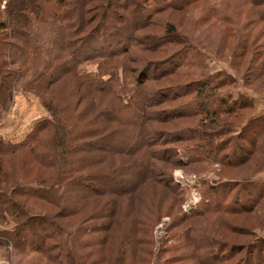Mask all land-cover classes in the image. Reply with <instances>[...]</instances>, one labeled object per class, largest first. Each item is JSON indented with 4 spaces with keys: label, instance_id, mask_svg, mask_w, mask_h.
Returning <instances> with one entry per match:
<instances>
[{
    "label": "rangeland",
    "instance_id": "rangeland-1",
    "mask_svg": "<svg viewBox=\"0 0 264 264\" xmlns=\"http://www.w3.org/2000/svg\"><path fill=\"white\" fill-rule=\"evenodd\" d=\"M11 1L0 0V16L4 20L6 16L2 10H7ZM127 1L121 0L120 2L125 5ZM45 2L48 3L47 0H42L43 4ZM249 2V0H198L186 7L166 9L159 15H155L153 21L148 23L146 27L136 31L132 35L133 39L130 32L139 25L138 18L140 17L129 16L130 19H137L136 23L130 21L125 23L123 15L121 16V13L117 14L118 12L115 11L118 3L111 4L110 10L106 12L108 21L94 29L93 37L81 39L83 42L78 47L79 56L85 57L86 54L90 56L100 53H106L108 57L115 56L113 50L120 49L124 43L132 39L133 45L131 44L125 50V55L130 57L132 68L128 72L127 79L130 78L134 83H138L140 80V83L144 84L145 87L154 88L158 93L163 90V87H173L177 90L184 86L189 87L196 80H209L214 82L213 85L215 86L217 82L222 81L220 88L216 89L217 92H222V96H225L226 92L236 98L239 95L248 98L252 96L255 98L256 111L264 110V106H261L264 105V23L257 26L256 30L251 31L253 24L256 25V21L252 22L254 18L252 7L255 6H251ZM145 5L148 12L154 11L153 9L156 7L154 3ZM86 18L90 19V22L98 20L94 12H88ZM42 19H33L26 29L18 25L15 28L4 29L0 33V60L3 61L5 58L2 51L7 48V44L6 48L4 46L5 43L7 40H12L14 45L11 46L10 52L11 58L12 60L15 59L16 64L12 65L11 69L17 72V80L11 81L13 85L11 106L2 111L0 109V139L5 141L18 142L24 139L37 122L51 119L54 110L57 111L55 115H59L61 108L68 105L77 108L78 113H84L82 124L92 123V120L89 123L87 120L96 116L93 109H90L91 113L86 116L87 107H91L89 103L91 97H88L90 93L86 94L87 88L78 77L71 73L63 74L62 68L56 65L54 69L58 73L49 74L46 78V84H42L43 79L40 74H45L43 69L46 65L43 64L39 67L40 71L37 69L39 75L35 77L36 72L33 67L36 68V66L33 65L32 62L35 61L32 60L36 55L32 52L29 55H21L22 50L29 47L20 36H16V34L20 35L22 31L28 32L29 39L36 40L37 43L39 40L48 44L57 38L50 22L46 23ZM169 25L176 29V32L171 34L169 38L171 40L172 38L173 40L176 39L177 42H166L164 46V43L159 45L162 43L161 36L167 34ZM117 30L119 32L122 30V36L116 34L115 31ZM9 33L12 35L11 37H9ZM7 36L9 38L6 40ZM167 40L168 38H166ZM153 42L155 46L150 47L149 45H152ZM185 45L190 46L189 57L187 56V59L190 60L189 65L181 67L171 76L163 75L161 70L170 67L164 63L172 56L170 53L185 47ZM154 47L159 50L157 52L152 51L151 49ZM50 53L49 50L43 52L42 56L39 57L40 60L48 61L51 59ZM157 56H162V58H155ZM104 57L94 59V61H86L83 63L82 69L87 70L89 74L98 73L99 61ZM121 57L120 55L110 58L114 61L111 64L115 65L110 71H114L119 79V84L128 85L124 81L122 68L117 67V60ZM21 66L20 70L19 67ZM142 70H147L151 76L156 74L158 77L154 79H150L149 76L144 77L141 73ZM3 71L4 68H2V73ZM53 74L60 75V77L56 78ZM133 82L129 83V87L135 88L136 85ZM3 85L5 84L2 83L0 87ZM120 91L124 92V88L121 87ZM156 97L158 98V96ZM106 98L112 101L114 105L117 104L113 94H107ZM195 99L197 97L193 92L184 97L180 96L178 100L171 99V102L168 99L158 106L155 97L149 99L153 105L148 107L150 115L148 121H144V127L150 132L148 140L152 141L150 150L155 153V157L152 159L154 165L150 169L153 177L150 174V177L145 178L144 184L142 181L136 184V180L132 179L134 173L126 174L122 172L123 169L118 170L120 173L117 176L127 178L129 185L126 187L123 185L119 187L114 181L108 182L106 180L99 182L91 179V186L83 182L84 187L90 190L104 191L108 188L111 191L118 189L128 192L122 195L103 193L89 196L88 192L84 190L73 196L74 201L70 197L68 198V193L75 192V190L65 186L62 201L66 200L60 205V202L52 204L51 199L44 197L37 198L18 192L14 194L11 192L14 188L50 185L53 172L57 168L44 166L23 153L4 156L5 162L3 163V170H1L0 189L10 193L14 201L25 203V207L32 204L28 206L30 225L27 226V230L32 231L34 229V231L39 230L42 233L45 229L40 227L39 221L42 217L49 215L51 220L64 225L66 231H63V234L60 233L58 237L56 235L49 239L50 246L44 252L32 251L30 244L21 243L20 245L19 242H17L18 244L14 242L12 238L9 239L0 235V264H203L199 256L203 258L202 254L214 248L215 245L221 247L223 241L233 243L232 253L241 252L228 261L226 260L227 264H233L239 260L238 258L245 250L249 253L248 251L252 248L249 246L242 249V246L244 247V244H248L259 235L264 236V195L256 203L255 201L248 203V206L253 205L251 210L242 209L236 213L219 211L203 216L186 214H190L192 209H198L203 200L202 190L206 185L220 186L221 183L232 182L234 178H252L264 174V143H260L256 149L254 144L243 139L244 146L253 152L244 158H247V161L236 163L234 167L222 165L219 161H200L179 167L176 165V160L178 161V157L188 160L190 154L188 155L187 148L195 142L186 139L179 142H168L167 139L183 128L188 127L190 130H195L202 127L201 115L182 117L181 119L173 117V114L178 113L176 110L178 105L186 100ZM257 99L259 101H256ZM51 102L55 105H53V111L48 109V105L52 106L50 105ZM57 103L59 104L56 105ZM191 107L195 110L197 106L192 105ZM173 108L174 110L170 111ZM168 111L171 112L170 115H167ZM244 112L245 115L237 118L234 125L241 124L251 114L255 113L254 111L252 113L250 109H246ZM99 116L98 114L96 118ZM82 130H88V136L80 140V147L87 150L92 157L86 158L87 162L84 163V166H89L91 169L110 170L108 163L111 159L113 161H111L112 164H109L110 166L116 165V167L120 166L121 168L130 165L125 159V154L108 155L102 151L111 143L102 142L100 138H97L98 135L94 131H98L96 126L89 125L83 127ZM49 133L50 128L40 133V138H43L42 149L45 148L43 140H48ZM248 134L254 138L255 132H248ZM120 144L122 142L113 145L116 147ZM235 147L236 142L234 144L231 142L230 150ZM239 159L241 160V156ZM20 160L24 162L18 163L17 161ZM136 169L139 171V168ZM166 173L170 174L174 184L185 190L186 197L182 203L177 202V200L175 202L170 188L165 186L161 189L155 188L153 180L156 179L162 184ZM132 186H135L134 188L142 187L144 190L141 194L136 193L133 192ZM238 190L234 186L229 197L232 198ZM121 197L123 202H114V198L120 200ZM72 203H76V205H71ZM237 205L243 207L241 203H237ZM4 206L6 209L0 213V233L6 229H13L18 220L12 210L7 208L8 204ZM114 206H118L119 211L116 217L111 213ZM185 206H192V208L186 209ZM96 207L98 208L97 214L91 213V209ZM79 208H83V210L79 211ZM157 213H162L163 217L152 225L148 229L149 231L144 229L143 226L145 225L142 224L145 222L140 220H146L149 216H154ZM254 225H260V228L254 230L252 227ZM48 229V231L52 230L50 227ZM206 238H216L220 242L216 241L217 244L214 243L215 245H210L201 250L199 243L201 241L203 243ZM238 247L241 250H238ZM132 250H136V252L133 253ZM262 250L264 251L263 246ZM259 253L258 249H254V253H252L254 255L250 254L244 264H258L260 258H263L260 264H264V253L261 255Z\"/></svg>",
    "mask_w": 264,
    "mask_h": 264
},
{
    "label": "trees",
    "instance_id": "trees-1",
    "mask_svg": "<svg viewBox=\"0 0 264 264\" xmlns=\"http://www.w3.org/2000/svg\"><path fill=\"white\" fill-rule=\"evenodd\" d=\"M47 1L48 3L45 2L43 4L42 0H12L8 9L2 10L6 16V19L4 20L2 19V16H0V33L4 29H8L10 27L15 28L18 27V25L25 27L24 29H26L33 19L39 20L40 18H43L42 20L44 22H50L52 30L57 38L53 39V41L51 43L49 42L48 44L46 42L42 43L39 40L37 43L36 40L29 39L28 32L22 31L20 35L15 33L16 36H20V38L26 42L27 46H29L27 49L22 50L21 55H29L30 52L36 55V57H33L34 59L32 58V61H35L32 63L36 66V68L33 67L34 71L36 72L35 77H38L39 75L37 69L43 64L46 65L43 69L45 74H40L41 78L43 79L42 84H46V78L49 74L51 75L53 72L55 74L58 73L54 69L56 65L62 68L61 70L63 74L71 73L78 77L82 81V84L87 88L86 94L90 93L88 94V97H91L89 103L91 104L92 108L87 107L88 109H86V116L91 113L89 111L90 109L94 110L93 112L96 113V116L98 114L100 116L97 118L96 116H92L90 120H87L88 123L92 120V123L82 124L81 121L84 115L82 111H80L82 113H78L79 110H77V108L68 105L65 108H61L59 115H55L57 111L53 109L54 104L51 102L50 105L52 106L48 105V109L50 111L54 110V113L51 114L52 118L37 122V124L27 134V136H25L24 139L18 142L0 139V177L2 176L1 170H3V163L5 162L3 157L16 155L19 153H23L27 157H32L33 160L44 166H52L53 168H57V170L53 172L50 185L39 187L24 186L20 188H14L11 190L12 193L15 194L18 192L20 194H27L37 198L44 197L45 199H51L53 201L52 204L60 202V205H62L63 201L66 200L65 199L62 201L63 195L65 193L63 188H65V186L75 190V192L68 193V198L70 197V199L74 201L75 199H73V196H75V194L78 192H83L84 190L88 192L89 196L103 193L115 194L116 196L122 195L125 194L126 191L118 189L111 191L106 185L105 187L107 190L104 191L95 189L90 190L85 188L83 185L84 182L85 184L91 186V179H95L99 182H104V180L108 182L114 181L119 187L120 185L126 187L129 185L127 184V178L117 176L118 173H120L118 171L119 169H123L122 172L126 174L133 172L134 175L132 179L136 180L135 183L137 184L142 181V184H144L145 178L150 177V174L153 177V174L150 173V169L151 166L154 165L152 163V159L155 157V153L150 150V147L152 146V141L148 140V134H150V132H148L147 128L144 127V121H146L150 115L148 107H152L153 105L151 101H149L151 97H155V102H157L158 106V104L161 105V103L168 101V99L170 102L172 101L171 99L178 100L180 96H187L190 92L196 94L197 99L191 101L186 100L182 104L178 105V108H176L178 113L176 115L173 114V117L181 119L182 117L201 115L202 118L200 119V123L202 127H198L195 130H190L188 127L183 128L181 131H177L174 135L167 139L168 142H179L185 139L194 140L195 142L192 146L187 148L188 155H191L188 156V160H184L183 158L179 157L178 161L176 160V165L179 167L200 161H219L222 165L224 164L234 167L236 166V163H240L245 160L247 161V158H244L253 152V150H249L247 146H244V142H242L243 139L254 144L256 149L259 147L260 143H264V110H261L260 112L256 111L255 98L252 96L248 98L246 96L239 95V97L236 98L231 93V95H229V92H226L225 96H222V92L219 93L216 91V89L220 88L222 81L217 82V85L215 86L213 85L214 82L209 80H196L192 82L189 87L184 86L179 90L173 87H163V90L157 93L154 88H148L145 87L144 84H141L140 80L138 83H134L130 78V80L127 79L129 76L128 72L129 70L131 71L132 68L131 59L129 56L125 55V50L128 49L131 44L133 45L134 41L132 40V35L135 34L136 31L146 27L148 23L153 21L155 15H159L166 9L186 7L187 5L198 0H128L125 5L120 2L121 0ZM249 1L251 6H255L252 7V15L254 16L252 22L256 21V25L253 24L251 30L254 31L257 29V26H259L261 23H264V0ZM153 3L156 5V7L153 9L154 11L148 12L147 6L145 4L152 5ZM111 4H117V9L115 11L116 13L118 12L117 14L121 13V16L123 15L122 17L124 18L123 21L125 23L128 21L136 23L135 21H137V19L135 18L140 17L138 18L140 27L137 25L136 28L132 29L130 32L132 39L130 41L124 43L120 49L113 50L115 52L113 53L115 56L108 57L106 53H100L98 55L90 56L86 54L85 57H80V51L78 47L83 42L81 39L84 37H93L92 33L94 32V29L100 27V25L102 26L105 21H108V14H106V12L110 10ZM88 12H94L98 20L90 22L91 20L86 18L88 16ZM132 15L135 16V18L130 19L129 16ZM168 27L169 29H167V34L161 36L160 40L162 43L159 45L164 43V46L166 42H177L176 39L173 40L172 38L171 40V38H169L171 34L173 35L176 32V29L171 25ZM115 32H117V35L122 36V30L121 32H119V30ZM8 35L9 37L12 36L10 33ZM9 37L7 36L6 40ZM166 38H168L167 41ZM13 45L14 43L12 40H7L4 45L6 49L2 50L3 56H5V58H3V61L2 59L0 60V85L2 83L5 84L0 87L1 111L8 109L11 106L13 98V85L11 81L17 80L16 70L11 69V66L16 64L15 59L12 60L10 52L11 46ZM149 46H155L154 42ZM48 50L51 52V59L48 61H41L39 57L42 56L43 52H48ZM151 50L157 52L159 49L154 47ZM189 50L190 46L185 45V47L171 52L170 54H172V56L164 62L167 65H170V67L169 69L161 70L162 74H168L171 76L176 71L180 70L181 67L189 65L190 60L187 59ZM120 55L122 57L121 59L117 60V67L122 68L124 81H126L128 85L119 84V79L114 74V71H110L111 68L115 67V65L113 66L111 64V62L113 63L114 61L112 59L110 60V58ZM102 57L104 58L99 61L98 73L89 74L87 73V70L84 71L82 69L83 63L86 61H94V59ZM155 58L159 59L162 58V56H157ZM2 68H4L3 73ZM21 68L22 66L19 67L20 70ZM141 73L144 75V77L149 76L150 79L158 77L156 74L153 75L154 77L151 76L150 72L147 70H142ZM54 76L56 78L60 77V75ZM131 82L136 85L135 88L129 87V83ZM121 87L124 88V92L120 91ZM107 94H113V97L117 101L116 105L106 98ZM156 96H158V98ZM58 104L59 103L56 105ZM192 105L197 106L195 110L192 109ZM246 109H250L252 110V113L253 111L255 113L253 115L251 114V116L246 118L241 124L234 125L237 118L243 117L245 115L244 111ZM173 110L174 108L170 111ZM170 114L171 112L168 111L167 115ZM89 125H94L97 127L98 131L94 130L98 135L97 138H100L102 142L111 143L109 147H106L104 150H102L103 152H106L105 154H125V159H127V162L130 165L121 168L120 166L116 167V165L110 166L109 164H112L111 161H113V159H111L108 163V168L110 170H99L98 168L91 169L89 166H84V163L87 162L86 158L92 157L90 154H88L87 150H84L80 147V140L88 136V130L82 129L83 127H87ZM48 128H50V133L48 140H43L45 148L42 149L41 142L43 138H40V133ZM252 131L255 132L254 138L250 137L248 134V132ZM219 134H222V136L216 138ZM117 142H122V144L114 147L115 145L113 144ZM231 142H233V144L236 142V147L234 149L231 148L232 150L229 148ZM240 156L241 160L239 159ZM242 156H244L243 159ZM17 162L23 163L24 161L20 160ZM136 168H139V171H137ZM92 172L94 173L92 174ZM153 181L155 188L161 189L164 188L163 186L170 188L172 190L175 202L176 200L179 203L184 201L186 197L185 190L181 189L179 185L172 182L170 174H164L162 184H160L156 179ZM225 183H221L220 186L206 185L202 190L203 200L200 203L198 209H192V212L186 215L203 216L211 212L222 211L226 213V211H230L231 213H236L242 209L251 210L253 205L251 204L248 206V203H254V201L256 203L257 200H259L260 197L264 195V174L257 175L252 178H234L232 182ZM234 186H236L239 190L231 198L229 197V193L232 191ZM143 190L144 188L142 189V187H136L133 189V192L135 191L136 193L138 192L141 194ZM113 200L115 203L123 202L122 197L120 200L116 198ZM237 203L243 204V207L238 206ZM5 204H8L7 208L12 210L13 214L18 220L15 222V227L13 229L1 231L2 233H0V235L4 236L5 238H12L14 242H19L20 245L21 243L30 244L32 251H47L50 246L49 239L56 235V237H58L60 233L63 234V231H66L63 227L64 225L62 226L60 222L51 220L49 215L42 217L39 221L40 227L45 229L42 231V233H40L39 230L34 231V229L32 231H28L27 226L30 225L28 206H31L32 204H29L25 207V203L23 204L22 202L14 201L10 193L0 189V209L3 207L0 210V213H3L4 209H6L4 206ZM73 204L76 205V203H72L71 205ZM82 210L83 208H79V211ZM97 210L98 208L96 207L91 209L90 212L97 214ZM118 212V206H114V208L111 209V213L115 217L117 216ZM162 217V213H157L154 216H149V218L146 220L144 219L140 221L145 222L142 224L145 225L143 228L148 230ZM48 227H50L52 230L48 231ZM252 227L254 230H256L257 228H260V225H254ZM138 241L141 240L138 239ZM216 241L218 243L220 242V240H217L216 238H206L203 243L202 241L199 243V246L202 250L210 245L217 244ZM232 244L233 243H227L226 241H223L221 247L215 245L214 248L207 250L205 254H202L203 258L202 256H199V259L203 264H227L226 260L228 261L230 258L234 257V255H239L241 253H232L231 249L234 248V245ZM261 244L264 248V236L261 235L252 239V241H250L248 244H244L242 249L249 246L252 249L248 251L249 253H247V250H245L240 258H238L239 260L233 264H244L248 256L254 253V249H258L260 255L263 254L264 251L262 250ZM237 249L241 250L239 247ZM132 251L133 253L136 252V250ZM262 259L263 258H260L258 260V264L263 261Z\"/></svg>",
    "mask_w": 264,
    "mask_h": 264
},
{
    "label": "built area",
    "instance_id": "built-area-1",
    "mask_svg": "<svg viewBox=\"0 0 264 264\" xmlns=\"http://www.w3.org/2000/svg\"><path fill=\"white\" fill-rule=\"evenodd\" d=\"M263 99H264V96H263ZM185 208L190 209V208H192V206H187V207L185 206Z\"/></svg>",
    "mask_w": 264,
    "mask_h": 264
},
{
    "label": "crops",
    "instance_id": "crops-1",
    "mask_svg": "<svg viewBox=\"0 0 264 264\" xmlns=\"http://www.w3.org/2000/svg\"><path fill=\"white\" fill-rule=\"evenodd\" d=\"M256 101H259V99H257ZM261 102V101H260ZM261 106H264V105H261ZM262 109H259L258 112H260Z\"/></svg>",
    "mask_w": 264,
    "mask_h": 264
}]
</instances>
